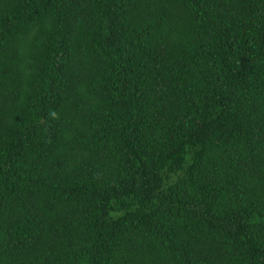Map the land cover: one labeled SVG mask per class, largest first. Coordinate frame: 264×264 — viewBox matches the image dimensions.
I'll use <instances>...</instances> for the list:
<instances>
[{
  "label": "trees",
  "instance_id": "16d2710c",
  "mask_svg": "<svg viewBox=\"0 0 264 264\" xmlns=\"http://www.w3.org/2000/svg\"><path fill=\"white\" fill-rule=\"evenodd\" d=\"M0 264H264V0H0Z\"/></svg>",
  "mask_w": 264,
  "mask_h": 264
}]
</instances>
